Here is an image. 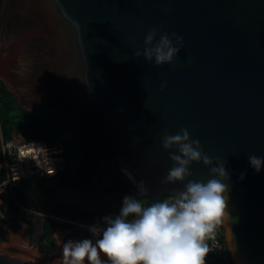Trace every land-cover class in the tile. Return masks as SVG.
<instances>
[{"label": "water", "instance_id": "95a60500", "mask_svg": "<svg viewBox=\"0 0 264 264\" xmlns=\"http://www.w3.org/2000/svg\"><path fill=\"white\" fill-rule=\"evenodd\" d=\"M159 25L183 38L173 64L133 55ZM0 81L25 111L83 107L94 178L51 193L56 204L103 210L125 196L184 191L187 180L161 183L176 151L162 139L186 128L230 174L233 222L224 227L234 264H264V166L256 172L249 163L252 154L264 158V0H0ZM190 170L188 179L210 178L202 163ZM30 216L34 230L41 220L38 244L43 216Z\"/></svg>", "mask_w": 264, "mask_h": 264}, {"label": "clouds", "instance_id": "9594fccd", "mask_svg": "<svg viewBox=\"0 0 264 264\" xmlns=\"http://www.w3.org/2000/svg\"><path fill=\"white\" fill-rule=\"evenodd\" d=\"M159 33V39L156 37ZM156 41L155 44L153 43ZM145 48L134 51L156 66L173 64L184 47L183 38L173 33L170 37L163 25L149 30L144 39ZM165 85H161L163 89ZM173 166L162 179V184L187 183L184 191L171 200L166 199L148 206L131 196L123 198L120 212L105 217L102 237L95 240H69L62 246V264H206L210 252L209 240H215L221 226H228L233 217L228 210L230 174L224 161L215 160L204 153L198 139H191L186 128L162 139ZM193 162L209 167L207 182L188 179L192 176ZM251 167L260 172L264 158L249 156ZM135 183V178L125 170ZM245 174L241 173L240 179ZM138 192H148L144 181L137 185ZM3 202L0 201V204ZM99 235L96 227L90 229ZM106 257V259H102Z\"/></svg>", "mask_w": 264, "mask_h": 264}, {"label": "trees", "instance_id": "16d2710c", "mask_svg": "<svg viewBox=\"0 0 264 264\" xmlns=\"http://www.w3.org/2000/svg\"><path fill=\"white\" fill-rule=\"evenodd\" d=\"M83 107L79 106L69 115L60 112L44 110L25 111L6 85L0 81V122L4 140L19 142L23 139L35 138L57 143L61 141L65 148L66 169L54 177L30 178L14 182L8 196L9 216L0 215V241L8 239V231L4 228L16 229L21 220L28 221L29 210L36 209V202L51 193L67 186H82L91 183L94 178V158L85 143L81 127ZM3 160V148L0 140V163ZM7 178L6 171L0 169V184ZM177 195H165L157 199H142L144 202H159ZM101 201L96 198L92 205ZM123 199L112 207L99 210L85 209L76 204L57 203L50 205L52 210L45 208L43 221L45 231L38 243L44 254V261L49 263L55 257L57 230L66 231L77 228L76 234L81 240L102 237L106 227L105 217H115L119 214ZM100 230L99 235H93L91 228ZM224 264H234L229 248H227Z\"/></svg>", "mask_w": 264, "mask_h": 264}, {"label": "built area", "instance_id": "2783aa9c", "mask_svg": "<svg viewBox=\"0 0 264 264\" xmlns=\"http://www.w3.org/2000/svg\"><path fill=\"white\" fill-rule=\"evenodd\" d=\"M0 140L3 148L2 164L5 165L7 178L0 184V195L6 201L1 204L4 214L9 216L8 196L14 182L30 178L54 177L67 167L65 148L61 141L49 143L35 138L23 139L19 142L4 140L0 122ZM0 163V164H1ZM171 200L172 198H168ZM161 202V201H159ZM155 202H144L148 206ZM5 215V216H4ZM210 252L206 257V264H224L223 259L228 248L226 230L221 226L215 240L208 241Z\"/></svg>", "mask_w": 264, "mask_h": 264}, {"label": "rangeland", "instance_id": "374dc122", "mask_svg": "<svg viewBox=\"0 0 264 264\" xmlns=\"http://www.w3.org/2000/svg\"><path fill=\"white\" fill-rule=\"evenodd\" d=\"M0 169L5 170V165L1 163ZM5 199L6 197L3 198L0 195V201L5 202ZM45 201L46 199H44V197L41 198L38 202H36V206L39 207L40 205H44ZM29 212L30 214L28 219H31V214L44 215L39 208L29 210ZM3 214L4 212L1 209L0 204V215L2 216ZM4 218H7V216ZM32 221L34 222L35 230L31 227L28 221L24 220H21L19 222V226L14 230L4 226V228L8 231V239L0 241V264H9L11 258L26 260L33 264H62L63 244L69 240L81 241L79 236L76 234L77 228H72L66 231L57 230L55 233V237L57 238L55 248L56 257L49 263H46L44 261L43 252L39 249L38 244L35 243L37 236L41 232V220L36 217ZM96 239H98V237H93L91 240L95 243ZM34 257H36L37 260H35ZM102 259H106V257L102 256Z\"/></svg>", "mask_w": 264, "mask_h": 264}, {"label": "flooded vegetation", "instance_id": "af4514ba", "mask_svg": "<svg viewBox=\"0 0 264 264\" xmlns=\"http://www.w3.org/2000/svg\"><path fill=\"white\" fill-rule=\"evenodd\" d=\"M96 199V198H95ZM95 199H93V201H95ZM52 198H50V197H47L46 198V201L44 202L45 203V205H47V206H50V205H55L56 203L52 200ZM100 201H101V199H99Z\"/></svg>", "mask_w": 264, "mask_h": 264}, {"label": "bare ground", "instance_id": "6f19581e", "mask_svg": "<svg viewBox=\"0 0 264 264\" xmlns=\"http://www.w3.org/2000/svg\"><path fill=\"white\" fill-rule=\"evenodd\" d=\"M35 258V260H37V258L36 257H34Z\"/></svg>", "mask_w": 264, "mask_h": 264}]
</instances>
